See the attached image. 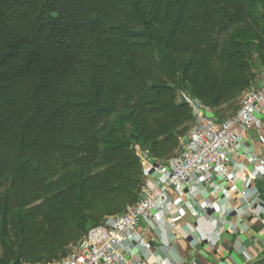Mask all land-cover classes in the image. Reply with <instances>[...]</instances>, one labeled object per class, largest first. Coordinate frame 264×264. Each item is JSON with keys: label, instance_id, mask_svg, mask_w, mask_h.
Instances as JSON below:
<instances>
[{"label": "trees", "instance_id": "1", "mask_svg": "<svg viewBox=\"0 0 264 264\" xmlns=\"http://www.w3.org/2000/svg\"><path fill=\"white\" fill-rule=\"evenodd\" d=\"M264 69V0H0V264H49L139 198Z\"/></svg>", "mask_w": 264, "mask_h": 264}, {"label": "built area", "instance_id": "2", "mask_svg": "<svg viewBox=\"0 0 264 264\" xmlns=\"http://www.w3.org/2000/svg\"><path fill=\"white\" fill-rule=\"evenodd\" d=\"M257 72L236 112L223 119L206 114L199 102L180 95L189 105L194 122L187 136L179 139L176 154L156 161L141 151L145 178L138 200L125 213L106 217L66 257L49 264H133L132 254L150 251L141 222L153 226L154 213L160 214L162 222L171 205L186 210L196 220L217 212L213 227L232 214L263 220L264 199L253 181L264 178L260 171L264 169V157L251 156L245 149L249 133L259 132L253 119L264 105V69ZM193 232L194 228L188 229L185 237L197 243ZM211 240L216 243L220 237L212 234ZM156 259L155 264H168L166 259Z\"/></svg>", "mask_w": 264, "mask_h": 264}, {"label": "crops", "instance_id": "3", "mask_svg": "<svg viewBox=\"0 0 264 264\" xmlns=\"http://www.w3.org/2000/svg\"><path fill=\"white\" fill-rule=\"evenodd\" d=\"M213 112L207 110L206 114L213 116ZM253 122L259 132L249 133L245 139V149L251 156L264 157V105ZM260 171L264 174V169ZM253 186L264 199V178L254 180ZM169 209V214L160 223L159 213L151 217L153 226L141 222L140 227L147 235L150 251L132 254L134 263L155 264L156 257H160L166 259L168 264H264V216L261 221H253L232 214L213 227V221L216 222L219 216L217 212L196 220L178 206L171 205ZM190 228H194L197 243L185 237V232ZM212 234L218 235L220 240L213 243Z\"/></svg>", "mask_w": 264, "mask_h": 264}, {"label": "rangeland", "instance_id": "4", "mask_svg": "<svg viewBox=\"0 0 264 264\" xmlns=\"http://www.w3.org/2000/svg\"><path fill=\"white\" fill-rule=\"evenodd\" d=\"M186 96L188 94L184 93ZM180 97V96H179ZM239 103H240V98L232 105H227V106H224L221 111L219 112L220 115H213L214 118L216 119H223V118H226V117H229L231 116L232 114H234L236 112V110L238 109L239 107ZM206 110V109H204ZM194 122V121H193ZM192 122V123H193ZM192 126V124L190 125V127Z\"/></svg>", "mask_w": 264, "mask_h": 264}]
</instances>
